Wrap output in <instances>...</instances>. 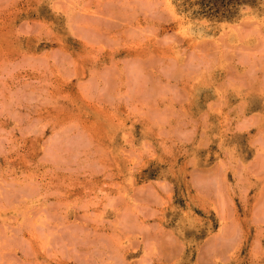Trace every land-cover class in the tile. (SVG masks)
Segmentation results:
<instances>
[{
  "label": "rangeland",
  "instance_id": "374dc122",
  "mask_svg": "<svg viewBox=\"0 0 264 264\" xmlns=\"http://www.w3.org/2000/svg\"><path fill=\"white\" fill-rule=\"evenodd\" d=\"M0 264H264V0H0Z\"/></svg>",
  "mask_w": 264,
  "mask_h": 264
},
{
  "label": "bare ground",
  "instance_id": "6f19581e",
  "mask_svg": "<svg viewBox=\"0 0 264 264\" xmlns=\"http://www.w3.org/2000/svg\"><path fill=\"white\" fill-rule=\"evenodd\" d=\"M251 9V8H250ZM237 16V15H236ZM254 17V16H253ZM217 22V21H216Z\"/></svg>",
  "mask_w": 264,
  "mask_h": 264
}]
</instances>
